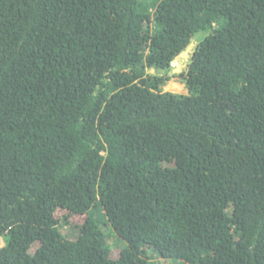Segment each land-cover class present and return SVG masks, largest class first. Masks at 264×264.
Instances as JSON below:
<instances>
[{"label": "trees", "instance_id": "obj_1", "mask_svg": "<svg viewBox=\"0 0 264 264\" xmlns=\"http://www.w3.org/2000/svg\"><path fill=\"white\" fill-rule=\"evenodd\" d=\"M0 238V264H264V0H0Z\"/></svg>", "mask_w": 264, "mask_h": 264}, {"label": "rangeland", "instance_id": "obj_2", "mask_svg": "<svg viewBox=\"0 0 264 264\" xmlns=\"http://www.w3.org/2000/svg\"><path fill=\"white\" fill-rule=\"evenodd\" d=\"M205 31H201V32H199V34H198V36L197 37H195L194 39H193V42H195V43H197V41H198V38H199V36H203V35H205ZM187 50V49H186ZM193 51V50H192ZM192 51H187L189 54H191L192 53ZM176 59H178V61H179V66H182V69H181V71H177V70H175L176 68H177V66L176 65H174L173 63H172V69L170 70V72H169V74H170V76L172 77L171 78V80H169L167 83H169L170 81H177V82H179V83H182L184 86H183V88L180 90V91H177V92H179V93H188L189 92V90H188V88L186 87V84L184 83V81H183V77L180 75L184 70H186L187 68L186 67H184L183 65L185 64V59L183 58V56H182V54H180V55H178L177 57H176ZM151 71H153V70H151ZM167 85V84H166ZM166 85H164L163 86V88H164V90H166V91H171V90H169V89H167V87H166ZM73 220H75L74 221V223H76V222H80L81 220H82V218H74ZM64 230H65V232H66V234L69 236V237H71V238H76L77 236H78V232H79V230L77 229V228H75L72 224H64ZM111 244H112V247H113V250H114V252H116L117 250H119V248L122 246V245H124V243L121 241V243L120 242H118L115 238H112L111 239ZM4 244V241H3V239L2 238H0V246H2Z\"/></svg>", "mask_w": 264, "mask_h": 264}, {"label": "water", "instance_id": "obj_3", "mask_svg": "<svg viewBox=\"0 0 264 264\" xmlns=\"http://www.w3.org/2000/svg\"><path fill=\"white\" fill-rule=\"evenodd\" d=\"M196 46V43L195 42H192L188 47H187V50H184L181 54H183L185 56V64L183 65L184 67H187V64H188V61H189V58H190V54L187 52V51H192ZM182 69V66H178L175 70H179L181 71ZM154 71V70H153Z\"/></svg>", "mask_w": 264, "mask_h": 264}]
</instances>
